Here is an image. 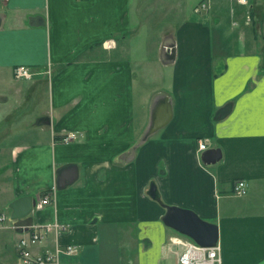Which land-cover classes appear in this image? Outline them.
<instances>
[{
  "label": "crops",
  "instance_id": "crops-1",
  "mask_svg": "<svg viewBox=\"0 0 264 264\" xmlns=\"http://www.w3.org/2000/svg\"><path fill=\"white\" fill-rule=\"evenodd\" d=\"M151 1L0 0V211L50 195L29 225L65 230L31 252L76 246L60 264H178L188 238L163 224L166 206L218 227L222 264H264V0L198 15L201 0ZM157 5L169 19L142 33ZM66 166L75 181L58 189ZM16 226L0 228L6 264L29 236Z\"/></svg>",
  "mask_w": 264,
  "mask_h": 264
},
{
  "label": "built area",
  "instance_id": "built-area-1",
  "mask_svg": "<svg viewBox=\"0 0 264 264\" xmlns=\"http://www.w3.org/2000/svg\"><path fill=\"white\" fill-rule=\"evenodd\" d=\"M236 3L242 6L249 7V0H235ZM210 8L209 0H201L194 8L195 13L201 14L208 11ZM249 9V8H248ZM251 22V14L248 11L245 15L246 24ZM107 46L111 47L110 43H105ZM13 76L16 79L31 80L34 76V72L25 65H19L13 68ZM83 137V134L80 132H68L61 137L63 143H69L75 140H79ZM206 140H200L198 142V151L202 152L206 150ZM247 193V183L244 180L238 179L234 182L232 187V195L236 197H242ZM51 201L50 195L46 194L40 198L35 205V208L39 209L43 206L49 204ZM6 212L0 211V228L11 224V228L17 229L18 226L10 220ZM27 228H30L28 237H21L17 239L16 253L21 260V264H60L59 255L61 253L65 255H74L77 252L76 246H66V247H56L54 251H46L42 254H34L32 247L40 243L47 237V232L49 230H54L55 232L65 230L64 226H61L57 222L52 224H43V225H27ZM179 246H182L183 251L179 255L178 264H222L221 259V249L219 244H215L212 247H202L190 239H180L176 241Z\"/></svg>",
  "mask_w": 264,
  "mask_h": 264
},
{
  "label": "water",
  "instance_id": "water-1",
  "mask_svg": "<svg viewBox=\"0 0 264 264\" xmlns=\"http://www.w3.org/2000/svg\"><path fill=\"white\" fill-rule=\"evenodd\" d=\"M220 151L216 149L206 150L202 154L203 163L214 164L220 158ZM57 188L64 189L65 186L75 181V171L72 166H66L58 171ZM152 192L155 187L152 186ZM31 201V202H30ZM31 205H30V203ZM32 198L26 197L17 199L10 203L9 208L12 210L11 220L16 225L27 226L32 223L29 214L35 205ZM24 205H27L25 208ZM166 213L161 218L163 224L174 230L175 234L182 235L191 239L202 247H212L218 243V227L215 224L201 220L194 212L180 209L178 207L166 206Z\"/></svg>",
  "mask_w": 264,
  "mask_h": 264
},
{
  "label": "rangeland",
  "instance_id": "rangeland-1",
  "mask_svg": "<svg viewBox=\"0 0 264 264\" xmlns=\"http://www.w3.org/2000/svg\"><path fill=\"white\" fill-rule=\"evenodd\" d=\"M142 2H144V3H146V4H148V5H150V6H153L154 5V3L151 1V0H142ZM160 13H162V6H160V5H157V7H156V9L154 10V8L153 9H151V12H150V10H148L147 11V13H146V15L145 16H147V14H149V16L148 17H146L147 19L146 20H150L151 21V24H149V25H147V24H143L142 26H140V30H141V32L143 33V32H146V28H149V30H150V33H152V35H154V36H156L157 34H159V30L163 27L162 26V22L163 23H165L164 21H166V20H168L169 18H167V17H164V16H162ZM198 15V14H197ZM161 21V22H160ZM161 23V24H160ZM4 126L2 125L1 127H0V129H2ZM42 198V197H41ZM39 200V199H38ZM37 200V201H38ZM36 201V202H37ZM35 205H36V203H35ZM35 207V206H34ZM16 245H17V242H16ZM0 252H1V249H0ZM1 254L2 253H0V264H6V263H4L3 262V258H2V256H1ZM17 255H18V253H17ZM19 258V257H18ZM20 261V262H19ZM22 262H21V260L19 259H17L16 261H15V264H21ZM12 264H14V260H13V263Z\"/></svg>",
  "mask_w": 264,
  "mask_h": 264
}]
</instances>
